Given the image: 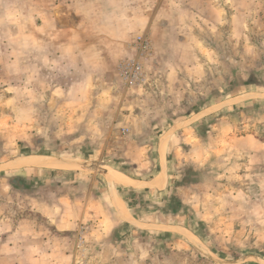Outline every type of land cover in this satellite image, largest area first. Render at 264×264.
Masks as SVG:
<instances>
[{
	"label": "rangeland",
	"instance_id": "obj_1",
	"mask_svg": "<svg viewBox=\"0 0 264 264\" xmlns=\"http://www.w3.org/2000/svg\"><path fill=\"white\" fill-rule=\"evenodd\" d=\"M185 1L167 0V4L179 8ZM213 1L223 7L224 25L214 27L206 18L193 29L200 31L193 52L205 73L198 76L201 79L195 90L181 93L180 99L172 93L173 106L167 107L178 115L192 113L196 103L206 104L198 127L184 124L179 132L196 135L197 141L209 147L208 154L201 151L197 164L184 165L183 172L190 179L197 178L196 186L187 189L180 184L182 191L177 189L172 199L164 201L156 194L155 203L145 197L144 190L123 186H138L130 176H152L158 140L143 133L150 130V136L154 135L161 128L166 130L167 124L114 122V108L102 106L95 91L87 96V103L85 94L74 98L69 91L66 99L67 91L55 93L56 87L66 90L87 75L83 65L67 70L51 55L41 57L36 43L42 33L37 27L39 12L43 2L44 12L50 16L44 21V31L51 34L52 0H0V264H27L29 260L36 264L32 260L41 257L42 249L36 246L43 243L67 246L76 264H264V0L255 1L245 25L230 30L226 22L238 12L227 7L229 1ZM243 2L236 0L235 6ZM242 19L240 15L236 22ZM173 29L177 30L169 28L171 36L175 35ZM138 34L150 41L149 55L141 57L146 80L130 86L118 75V65L139 57L132 43ZM159 45L158 35L143 29L131 36L115 66L114 84L134 90L129 94L147 104L153 99L165 102L166 95L162 98L163 93L155 89L159 83L156 85L154 77L159 78L165 65L157 53ZM94 77L101 87L102 83L106 86L108 77ZM187 86L191 87V81ZM150 109H144L145 117L157 120L160 113L151 116ZM246 134L251 142L238 140ZM165 141L163 137L161 156ZM35 155L89 166L68 170L3 166ZM171 158L167 159L172 169ZM104 165L124 173L127 179L108 181L100 170ZM174 168L171 173L180 178L182 169ZM107 189L121 218L130 219L121 214L112 191L119 198L133 195L137 214L156 209L154 220L176 222V226L144 227L133 221L140 228L135 224L127 227L136 233L116 238L112 225L95 217L101 208L107 210ZM65 197H70L68 203L61 201ZM79 199L81 203H76ZM145 203L150 204L149 210L142 209ZM163 207L166 213L179 216L164 218ZM65 210L72 212L75 225L63 231L59 225ZM84 212L89 215H82ZM147 234L152 236L149 243ZM154 242L160 245L153 247ZM51 249V254H57Z\"/></svg>",
	"mask_w": 264,
	"mask_h": 264
},
{
	"label": "crops",
	"instance_id": "obj_2",
	"mask_svg": "<svg viewBox=\"0 0 264 264\" xmlns=\"http://www.w3.org/2000/svg\"><path fill=\"white\" fill-rule=\"evenodd\" d=\"M226 1H229L225 4L230 10L238 12L237 15L231 14V20L226 22L229 30L230 27H242V25H245L244 20L252 12L253 4L257 5L255 3L257 0H244L245 3H239L237 7L235 6L236 0ZM42 6L43 11L39 12L41 23L37 24L38 30L42 33L37 36L36 42L42 51L41 57L46 59L51 55L57 61L60 60L58 63H61L60 65L64 68L66 67L67 70H70L74 66L79 68L82 65L86 68V71L83 72L87 75L85 79L81 78L79 83L71 85L66 90H63L62 87H56L54 89L55 93L57 92L59 94L61 91H67L65 93H68L66 99L69 98V91L74 98L79 94H85L83 100L85 99L87 103V96L95 91L100 94L99 99L101 100L102 106L114 108V122L133 123L139 120L147 124L154 122L167 124L166 130H162L161 128V131L156 132L157 134L154 133V135L151 134L150 136V130H145L143 133L149 135L152 139L158 140L156 149L153 151V154L157 156V160L154 158L157 163L153 165L152 176L136 177L127 175L138 186H122L137 191L144 190L145 197L149 200L151 199V201L156 198V194L161 195V197L163 196L164 201L166 199H172L175 196V191L179 188L181 190L184 187L180 184H185L187 189L196 186L195 181L197 178L196 180L195 177L190 179L183 172V168L190 161H194L197 164L200 161V158H197L198 153L202 151L203 154H208L209 147L197 141L195 138L196 135L192 132H179V128L185 127V125L198 127V118L204 115L200 113L204 111L206 104L204 102L200 104L196 103V109L192 113L178 115H172L173 112L167 107L173 106L175 96L172 93L175 92L178 95V99H180L181 93L191 92L195 90L194 87L199 85L201 78L198 76L204 74L205 70L198 61V54L193 52V47L200 37V31L196 28L195 33L193 29L195 26H202L206 18L209 19H206L207 23L212 24L214 27L220 28L223 26L225 22L223 7L219 6V3L213 0H186L179 8H173L167 4V0H159L158 3L157 0H52L51 9L52 16L54 17L50 21L51 34H48L44 31V21L50 16L47 11L44 12L43 2ZM193 14L194 16L192 17ZM240 15H243V19L237 23L236 19ZM173 27L179 31L173 29L172 31L175 32V35L171 36L169 28ZM143 29L146 31L150 30L156 38L158 35L160 45L157 53L163 59L165 65L163 68H160L161 72H158L159 78H154L157 81L156 85L159 83L155 88L156 91L163 93L162 98L166 95L163 104L155 99H153L151 104L149 102L147 104V102L135 96V94H129L131 93L130 91L133 92L134 90H129L125 87L118 88V84H114L115 66L118 59L124 56L122 49L127 45L131 36ZM109 64H111L110 68ZM97 74L103 78L108 77L106 86L102 83L101 87L96 82L94 75ZM190 81L191 87L188 89L186 87H188L187 83L189 84ZM155 98L158 99L156 96ZM77 103L76 101L75 104ZM210 105H207V108ZM144 109H150L148 114L151 116H156L155 113L159 112L160 114L155 118L157 120L146 118ZM125 127L129 128V126ZM179 133L185 135V137L180 138L181 135L179 136ZM163 137L166 140L165 152L161 156L160 146ZM237 138L239 141L243 139V141L251 142L248 134L241 135ZM169 156L173 158L174 167L182 169L183 174H181L180 178H176L171 173V171L174 172L175 168H169V160L167 159ZM161 172L164 174L161 178L162 185L157 186L156 183L158 176L162 174ZM107 192L106 198L103 196L107 210L101 208V214H97L95 217L105 225H112L113 229H110H112L111 231L113 235H116V238L127 237L129 235L133 236L136 233L134 231L136 229L127 227L129 224L134 225L136 223L144 227L156 226L162 228L176 226V222L154 220V217H156V209L152 212L147 211V214H137L135 212L137 210H135L137 199L133 200V195L130 197H120L123 200L124 207L128 210L130 218L129 220L123 219L118 214L115 205L110 201L109 189H107ZM69 198L65 197L61 201L68 203ZM125 198L129 199L128 203ZM152 202L156 203V201ZM76 203H81L80 199L79 201L76 200ZM149 205V203H145L142 209L145 211L149 210ZM153 207L156 208V205H153ZM163 210L164 207L162 208ZM158 212L160 211L158 210ZM166 212L167 210L163 212L164 218H167L166 216H172L171 218L179 216L177 212L173 213V215ZM63 213L64 215L62 216L59 229L63 231L73 229L75 220L72 219V212L65 210ZM82 215H89V213L84 212ZM140 226L137 227L140 228ZM181 226V228L186 229L183 225ZM151 241L152 236L147 234V243ZM57 245L47 246L44 243L37 245L36 247L38 249L42 248L41 257L35 260L33 259L32 261H36V264H76L74 258L68 253L70 249L65 245L60 247L59 244ZM159 245L160 243H152L153 247ZM50 249L56 250L57 254H51ZM125 250H127L126 247ZM42 251L45 254L42 255ZM129 262H133L131 257ZM84 263L89 264L86 261ZM27 264H31L30 260Z\"/></svg>",
	"mask_w": 264,
	"mask_h": 264
},
{
	"label": "bare ground",
	"instance_id": "obj_3",
	"mask_svg": "<svg viewBox=\"0 0 264 264\" xmlns=\"http://www.w3.org/2000/svg\"><path fill=\"white\" fill-rule=\"evenodd\" d=\"M3 166L5 168H12V169L23 168V167H40V168H54V169L68 170V169L87 168L89 165H82V163L74 162L72 160H67V159H60L52 156L35 155V156H27V157L15 159L11 162L4 164ZM100 170L101 172H103V174L105 175L108 181H113L115 179H120V180L127 179L124 173L110 166L104 165L100 168ZM163 176H164L163 173L158 176L157 183H159L158 184L159 186L160 184L162 185L161 178ZM112 195L121 214L129 218L128 212L124 207L122 200L118 197V195L114 191H112Z\"/></svg>",
	"mask_w": 264,
	"mask_h": 264
},
{
	"label": "built area",
	"instance_id": "obj_4",
	"mask_svg": "<svg viewBox=\"0 0 264 264\" xmlns=\"http://www.w3.org/2000/svg\"><path fill=\"white\" fill-rule=\"evenodd\" d=\"M133 49L139 57H130L118 65V75L124 83L130 86L141 85L145 82L141 57L149 55L150 41L144 34H138L133 40Z\"/></svg>",
	"mask_w": 264,
	"mask_h": 264
},
{
	"label": "trees",
	"instance_id": "obj_5",
	"mask_svg": "<svg viewBox=\"0 0 264 264\" xmlns=\"http://www.w3.org/2000/svg\"><path fill=\"white\" fill-rule=\"evenodd\" d=\"M15 179L17 180V178H15ZM15 179H12V181L15 180ZM13 182H15V181H13ZM15 185H17V184H15ZM125 199H126V198H125ZM126 200H127V203H128V200H129V199H126Z\"/></svg>",
	"mask_w": 264,
	"mask_h": 264
}]
</instances>
